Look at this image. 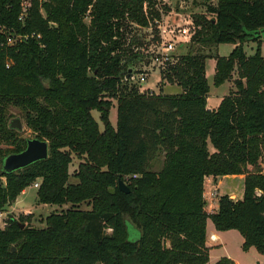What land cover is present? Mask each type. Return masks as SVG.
Here are the masks:
<instances>
[{
    "label": "trees",
    "instance_id": "obj_1",
    "mask_svg": "<svg viewBox=\"0 0 264 264\" xmlns=\"http://www.w3.org/2000/svg\"><path fill=\"white\" fill-rule=\"evenodd\" d=\"M22 2L0 0V213L38 179L39 203L71 207L42 228L11 217L0 228V264H207L209 219L217 230H238L244 250L264 254V0L206 1L209 15L192 17L190 51L163 71V84L181 87L174 94L123 81L144 57L132 24L156 28L162 0H29L21 19ZM10 31L29 37L9 45ZM248 41L259 42L250 56ZM227 43L235 45L228 55L213 51ZM209 58L215 86L238 74L212 109ZM12 107L49 142V156L6 173L3 159L28 139L10 128ZM240 174L243 198L222 195L209 213L206 177ZM215 264L235 262L224 256Z\"/></svg>",
    "mask_w": 264,
    "mask_h": 264
},
{
    "label": "rangeland",
    "instance_id": "obj_2",
    "mask_svg": "<svg viewBox=\"0 0 264 264\" xmlns=\"http://www.w3.org/2000/svg\"><path fill=\"white\" fill-rule=\"evenodd\" d=\"M163 5H166V8H160L161 12V24L163 28L167 30L164 37V42L161 41L158 28H142L135 24H132L133 35H136L139 39L144 41L143 47L140 48L141 54L144 55L143 60L137 62V70L145 69L147 70L148 77L147 81L144 83L129 82L132 85L137 86L139 90L143 89L147 92L153 91L155 94H174L181 92V87L175 83H165L163 84V72H160L158 67L151 62V56H154L155 53L162 51V48L168 41L176 40L177 46L175 48V55H185L190 51L191 47V32H194V22L193 15L196 13H207L205 6L206 1L216 3L217 0H162ZM163 7V6H162ZM191 26L192 30L190 32L184 31V29ZM157 31V32H156ZM157 38L152 42V37L157 35ZM258 41H248L244 43V50L247 55H253L256 53ZM261 53L264 56V35L261 38ZM234 44L227 43L221 44L213 48V51L217 52L220 55H228L233 48ZM209 49V48H208ZM205 51L208 52L209 50ZM154 52V53H153ZM215 58H209L206 62V75L210 85L209 92V101L208 104L212 107L219 104L223 96L227 95L231 88H234L233 80L237 77V71L233 73V78L230 81H226L221 86H215L214 84V73H215ZM138 72V71H137ZM113 106L110 109V120L113 126L117 125V102L113 100ZM11 112L14 117H20L23 123L24 130L20 131L22 136L26 138H34L36 135L30 130L25 122L24 114L19 108L12 107ZM93 116L97 119L100 124V127L103 128L102 122L100 121V114L98 111H93ZM12 118V119H13ZM211 151L214 150L210 146ZM164 157L163 155L157 156L151 164V169L154 171H159L162 168ZM80 159L77 156H73V162L70 166V172L73 174L76 172ZM264 165V161H263ZM264 167V166H263ZM2 182L5 184V177L1 178ZM221 180L222 184L219 186V197L222 195L232 194V198L238 200L239 197L244 195V178L242 176H222L218 179ZM40 179L36 180L33 184L28 186L11 204L7 205L4 210L0 213V228H4L7 224V221L11 218H19L22 216L26 220V224L29 226L42 228L46 226V218L53 213H61L66 209L70 208V204L64 205H50L39 203L37 197V191L40 187ZM70 182H78V179L74 174L70 178ZM36 183L39 185L36 186ZM206 191H210L211 184L207 185ZM216 192V191H215ZM219 197L216 199L215 204H218ZM81 209H90V205L83 203L80 205ZM131 228V227H130ZM131 230V229H130ZM224 245L218 246L214 244L212 249V258L228 252L233 256V259L237 264H264V254L259 253L255 247H252L249 250H244L242 248V235L238 230H228V232L223 236ZM213 244V243H212Z\"/></svg>",
    "mask_w": 264,
    "mask_h": 264
},
{
    "label": "built area",
    "instance_id": "obj_3",
    "mask_svg": "<svg viewBox=\"0 0 264 264\" xmlns=\"http://www.w3.org/2000/svg\"><path fill=\"white\" fill-rule=\"evenodd\" d=\"M146 5V4H145ZM29 8V0H23L22 2V13L20 18L22 19L26 13L27 10ZM158 28V32L160 33V39L162 42H164V39L161 38L165 36L167 30L165 28H163L162 24H161V20L160 19H156V29ZM191 26H188V28L184 29V31L186 32H190L192 29ZM1 30V28H0ZM194 31H195V25H194ZM194 32L190 34V37L192 39ZM29 37L28 34L25 35H21V34H16L14 31H10V33H8L6 35V43L9 45H15L25 39H27ZM165 43V42H164ZM177 46V41L175 40H171L168 41V43H166V45H164V47L162 48V51L155 53L154 56H151V62L156 65L158 67V69L160 70V72L165 71L171 64L175 63L176 58L178 57V55H175L176 53L175 48ZM154 53V52H153ZM147 77H148V73L147 70L142 69V70H138V72H132L129 73L127 76H125V78L123 79V81H131V82H138V83H144L147 81ZM140 92H145V90L141 89ZM153 91H150V93H152ZM133 177H137V175H133ZM39 184L36 183V186H38ZM216 191V190H215ZM212 191L211 195L212 196H216L217 192ZM211 239L212 240H217L215 238V235H211Z\"/></svg>",
    "mask_w": 264,
    "mask_h": 264
},
{
    "label": "water",
    "instance_id": "obj_4",
    "mask_svg": "<svg viewBox=\"0 0 264 264\" xmlns=\"http://www.w3.org/2000/svg\"><path fill=\"white\" fill-rule=\"evenodd\" d=\"M264 35V29L262 31ZM9 126L11 129L23 131V123L20 117H15L10 120ZM49 156V142L38 137L28 138L26 148L19 153H12L7 155L2 162V169L6 173L16 171L24 168L38 160L46 159ZM1 179V178H0ZM118 185L121 191L125 193L130 192L129 185L122 177L118 179ZM14 250H16L14 248Z\"/></svg>",
    "mask_w": 264,
    "mask_h": 264
},
{
    "label": "crops",
    "instance_id": "obj_5",
    "mask_svg": "<svg viewBox=\"0 0 264 264\" xmlns=\"http://www.w3.org/2000/svg\"><path fill=\"white\" fill-rule=\"evenodd\" d=\"M208 101H209V97H208ZM220 102H221V100H220ZM220 102H219V104H220ZM219 104L214 106V107H212V106H210L208 104V107L211 108V109L212 108H217L219 106ZM227 176H242L244 178V175H242V174H240V175H227ZM219 178L220 177L214 178L212 176H209V177H206V179H205V187L207 185L211 184V189H210L209 192L206 191V188H205V198L207 200L206 210L209 213H213V212L217 211V209H218V204L216 205L215 201L219 197V186L222 184L221 180L218 181ZM215 190L217 192V195L216 196H212L211 192L215 191ZM229 195L232 196V194H229ZM242 198L243 197H241V198L239 197V199H242ZM231 230H233V229H231ZM227 232H228V230H226V231L217 230L215 228V225H214L213 221L211 219L208 220V222H207V241H206V244H207L208 247H210V251H209L210 259H209V262L207 264H215L220 258H222L224 256L231 258L235 262V264H237V262L233 259V256L231 254H229L228 252H226V251L224 252V254H221L219 256H215L214 258H212V249L214 248V246H216L214 244H217L218 246L219 245L223 246L224 245V237L223 236ZM211 235H215L217 240L216 241L212 240L211 239ZM243 242H244V238L242 237V244H243Z\"/></svg>",
    "mask_w": 264,
    "mask_h": 264
},
{
    "label": "bare ground",
    "instance_id": "obj_6",
    "mask_svg": "<svg viewBox=\"0 0 264 264\" xmlns=\"http://www.w3.org/2000/svg\"><path fill=\"white\" fill-rule=\"evenodd\" d=\"M216 238V237H215Z\"/></svg>",
    "mask_w": 264,
    "mask_h": 264
}]
</instances>
